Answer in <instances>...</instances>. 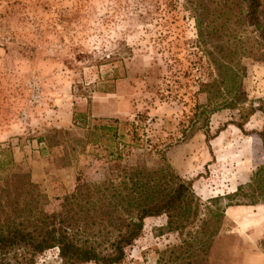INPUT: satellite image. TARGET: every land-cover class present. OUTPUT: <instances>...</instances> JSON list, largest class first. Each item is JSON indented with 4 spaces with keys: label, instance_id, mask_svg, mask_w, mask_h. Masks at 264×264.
I'll return each instance as SVG.
<instances>
[{
    "label": "rangeland",
    "instance_id": "1",
    "mask_svg": "<svg viewBox=\"0 0 264 264\" xmlns=\"http://www.w3.org/2000/svg\"><path fill=\"white\" fill-rule=\"evenodd\" d=\"M195 40L184 0H0V146H11L13 170L28 172L53 201L74 189L79 174L96 181L105 170L97 155L102 147L88 143L79 151L75 139L85 131L73 125L74 111H88L89 123L142 113L149 144L126 161L156 167L162 161L152 148L158 145L202 202L249 181L263 159L256 131L264 121V61L243 59L244 89L254 107L243 130L227 123L236 111L221 110L210 118L211 134L223 128L212 139L198 131L181 140L179 121L188 108L161 98L159 88L172 52L185 66L198 60ZM55 129L70 132L64 138L74 150L43 141ZM165 221L164 215L146 218L121 264H156L157 250L178 240L160 230ZM263 240L264 203L227 206L210 263L264 264ZM35 264L61 260L52 248Z\"/></svg>",
    "mask_w": 264,
    "mask_h": 264
},
{
    "label": "trees",
    "instance_id": "2",
    "mask_svg": "<svg viewBox=\"0 0 264 264\" xmlns=\"http://www.w3.org/2000/svg\"><path fill=\"white\" fill-rule=\"evenodd\" d=\"M184 6L195 21L198 60L185 66L179 52H172L159 95L188 108L179 121L181 140L198 131L212 139L223 128L211 134L210 118L221 110L236 111L237 117L227 123L243 130L254 111L244 89L243 59L264 61V0H184ZM260 110L264 115V104ZM90 118L88 111L73 112V125L85 131L75 142L79 151L88 143L103 148L97 154L105 164L103 177L90 181L79 174L74 189L53 201L28 172L13 170L11 146H0V264H35L52 248H57L61 264H121L141 236L145 219L160 215L166 217L160 230L175 233L178 240L157 250L156 264H211L225 208L264 203V121L256 131L263 159L249 181L202 202L192 180L173 169L158 145L152 148L162 161L158 166L126 161L149 144L142 113L95 123ZM69 134L55 129L43 141L74 150L64 138ZM55 137L65 141L50 142ZM222 199L228 201L222 205Z\"/></svg>",
    "mask_w": 264,
    "mask_h": 264
},
{
    "label": "built area",
    "instance_id": "3",
    "mask_svg": "<svg viewBox=\"0 0 264 264\" xmlns=\"http://www.w3.org/2000/svg\"><path fill=\"white\" fill-rule=\"evenodd\" d=\"M54 249H56V252H57V255H58V250H57V248H54Z\"/></svg>",
    "mask_w": 264,
    "mask_h": 264
}]
</instances>
